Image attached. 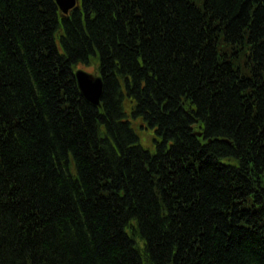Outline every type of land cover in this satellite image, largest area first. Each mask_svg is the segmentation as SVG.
Segmentation results:
<instances>
[{
  "label": "trees",
  "instance_id": "16d2710c",
  "mask_svg": "<svg viewBox=\"0 0 264 264\" xmlns=\"http://www.w3.org/2000/svg\"><path fill=\"white\" fill-rule=\"evenodd\" d=\"M0 264H264V0H0Z\"/></svg>",
  "mask_w": 264,
  "mask_h": 264
},
{
  "label": "water",
  "instance_id": "95a60500",
  "mask_svg": "<svg viewBox=\"0 0 264 264\" xmlns=\"http://www.w3.org/2000/svg\"><path fill=\"white\" fill-rule=\"evenodd\" d=\"M58 8L63 14H67L76 5V0H55ZM75 80L81 96L88 103L99 106L103 86L100 78H93L83 71H77L75 73Z\"/></svg>",
  "mask_w": 264,
  "mask_h": 264
},
{
  "label": "rangeland",
  "instance_id": "374dc122",
  "mask_svg": "<svg viewBox=\"0 0 264 264\" xmlns=\"http://www.w3.org/2000/svg\"><path fill=\"white\" fill-rule=\"evenodd\" d=\"M85 71H87L88 73H94L96 74V63H91L90 65L81 68ZM136 128V126H135ZM138 133H140V137H139V144L146 150L150 151V152H154V135L152 133L151 129H147L145 131H138Z\"/></svg>",
  "mask_w": 264,
  "mask_h": 264
},
{
  "label": "bare ground",
  "instance_id": "6f19581e",
  "mask_svg": "<svg viewBox=\"0 0 264 264\" xmlns=\"http://www.w3.org/2000/svg\"><path fill=\"white\" fill-rule=\"evenodd\" d=\"M135 126H136V128H135ZM133 127L135 128V130L137 131V133H138V131H145V130H147L146 127H144L139 122H134L133 123ZM137 135H138V138H139L140 137V133H138ZM154 149H155V147H154Z\"/></svg>",
  "mask_w": 264,
  "mask_h": 264
}]
</instances>
